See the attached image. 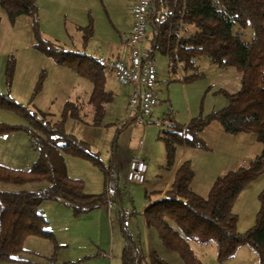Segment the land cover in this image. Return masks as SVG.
Returning a JSON list of instances; mask_svg holds the SVG:
<instances>
[{
	"label": "rangeland",
	"instance_id": "1",
	"mask_svg": "<svg viewBox=\"0 0 264 264\" xmlns=\"http://www.w3.org/2000/svg\"><path fill=\"white\" fill-rule=\"evenodd\" d=\"M133 1L38 0L36 16L21 14L14 18L0 4V93L9 91L12 100L31 109L44 111L52 122L66 118L65 130L87 142L90 151L101 162L95 164L87 157L66 153L67 173L71 177L83 179L87 192H106L112 198L117 197L115 201H108L102 215L98 214L99 207L89 211L92 214L87 212L85 216H76L66 204L44 202L42 209L49 221L48 227L55 234L59 246L55 248L48 238L29 236L24 246L30 250L27 249L21 256L26 261H10L6 264H47L49 257L54 254L53 264H80L79 259L85 255L89 259L82 264H123L124 231L136 246L137 264H144L142 257L150 250L157 251L169 264H186L176 251L164 246L157 229L147 227L144 219L145 204L154 196V190L162 188L154 185V181L170 168L168 158L172 157L175 164L184 155L191 162L194 171L191 188L205 197L218 176L249 165L263 149V144L254 132L229 133L218 120L211 121L199 134L203 145L187 144L182 142L181 137L174 136V131H177L175 124L180 125L186 116L206 117L222 109L228 103L227 93H235L241 88L242 73L239 67H220L207 56H200L196 61V71L200 73L198 76H194L193 70H186L185 76L181 77L179 72L174 73L169 68L165 56L155 55L160 105L154 108L147 126L133 121L118 129V124L127 119L130 111L126 97L122 94H114V98L106 104L102 123L93 124L95 113L90 103L91 93L88 98L84 97L88 89L90 92L93 90L89 88L93 86L92 81L45 54L37 47V39L56 40L67 48L90 55L106 54L109 46L104 38L113 33V28L117 34L114 24L117 26L120 20H124L125 25L129 24ZM47 9L57 16L51 17ZM89 17L93 18L95 32L84 44L82 32L79 33L77 28L83 22L85 24L86 20L88 23ZM244 34L246 38L251 37L250 31L246 30ZM10 62H13V75L9 85L6 69ZM105 73L108 86L119 93L123 87L110 71ZM39 84L41 87L36 91ZM72 105L79 107V118L71 117L70 113L69 116L65 115L66 108L70 111ZM0 122L29 124L21 113L1 105ZM182 137H186L185 130L182 131ZM140 140H143L141 149ZM167 140L175 144L170 156ZM140 153L147 158L148 163L147 181L142 184L126 179L128 168L122 163L132 154ZM113 154H117L119 161H122L120 164ZM38 156L39 151L32 145L26 131L0 133V163L27 170ZM112 156L119 169L120 191L117 194L107 173ZM46 184L27 183L25 186ZM263 188L264 170L242 190L235 201L238 231L244 232L256 223ZM142 248H147V251L144 252ZM193 248L202 264H264V258L248 244L242 245L234 256L223 260L218 257L216 242H193Z\"/></svg>",
	"mask_w": 264,
	"mask_h": 264
},
{
	"label": "trees",
	"instance_id": "2",
	"mask_svg": "<svg viewBox=\"0 0 264 264\" xmlns=\"http://www.w3.org/2000/svg\"><path fill=\"white\" fill-rule=\"evenodd\" d=\"M0 4L11 18L21 14L36 16L38 12V0H0ZM149 23L152 35L146 57L154 61L157 53L165 56L173 72L180 67L183 76L186 70H193L194 76H198L196 61L200 56H207L220 67L236 65L242 73L241 88L227 93L225 107L206 117H192L185 128V139L182 125L175 124L174 136L181 137L187 144L203 145L199 134L211 121L218 120L226 132H254L263 149L249 165L218 176L205 197L191 188L194 171L191 162L185 160L166 192L159 193L157 199L149 198L143 212L145 224L155 227L164 246L176 251L186 264H202L193 242H216L221 260L234 256L244 244L264 258V188L253 226L244 232L238 231V214L234 211L239 194L264 170V0H153ZM34 25L37 26L36 21ZM246 30L250 31V38L245 37ZM82 31L86 44L94 31L92 17ZM37 47L92 81L93 124H101L105 106L113 99V93L105 88L106 71L98 56L42 37H38ZM12 75L13 62H10L6 69L9 85ZM40 87L41 84L36 91ZM0 105L21 113L29 122L27 125L0 122V133L24 130L39 151L38 159L27 170L0 163V263H6L23 260L20 254L27 251L24 244L29 236L48 238L55 248L59 246L48 227L49 221L42 209L44 202L66 204L79 216L117 197L112 198L106 192H87L83 179L67 173L66 153L87 157L95 164L101 162L87 142L65 130L66 118L52 122L44 111L12 100L9 91L0 93ZM67 109L65 115L70 113L71 117L79 118L78 106L72 105L70 111ZM167 142L170 156L175 144ZM113 161L112 156L107 173L117 194L120 191L119 169ZM167 164L170 168L175 165L172 157ZM41 182L47 184L25 186ZM123 234L122 263L137 264L136 246L127 232ZM142 258L144 264H169L155 250ZM54 259L55 254L49 257L47 264H53Z\"/></svg>",
	"mask_w": 264,
	"mask_h": 264
},
{
	"label": "built area",
	"instance_id": "3",
	"mask_svg": "<svg viewBox=\"0 0 264 264\" xmlns=\"http://www.w3.org/2000/svg\"><path fill=\"white\" fill-rule=\"evenodd\" d=\"M153 0H134L130 12L132 25L124 40L129 48L127 59L99 56L98 60L104 70L114 74L118 83L129 87V107L127 119L118 124V129L135 121L139 125L147 126L152 118L155 107L160 103L157 90V68L151 58L146 57L144 41L150 26L149 11ZM143 140L139 146L142 147ZM148 171V164L141 155H134L128 164L126 179L131 182L144 183Z\"/></svg>",
	"mask_w": 264,
	"mask_h": 264
},
{
	"label": "crops",
	"instance_id": "4",
	"mask_svg": "<svg viewBox=\"0 0 264 264\" xmlns=\"http://www.w3.org/2000/svg\"><path fill=\"white\" fill-rule=\"evenodd\" d=\"M50 1H52V2H54L55 0H50ZM132 5V4H131ZM51 6V5H50ZM46 9V8H45ZM44 9V10H45ZM55 9V8H54ZM56 11V10H55ZM47 12L49 13V15L52 17H56L57 15L56 14H54L53 15V13H52V10H50V9H47ZM130 14H131V12H130ZM82 17H84V16H82ZM86 17H87V15H86ZM84 19H85V17H84ZM121 19H122V17H121ZM89 23V22H88ZM87 20H86V23L84 24V22H83V24H81L80 26H78V28H77V30H80L79 31V33L80 32H82V35H83V31H82V29H83V27L84 26H86L87 24ZM131 25H132V16L130 17V22H129V24H127V25H125L124 24V20H120L119 21V23L117 24V26H116V23L114 24V27H115V29H116V31H117V34L114 32V28H113V33L112 34H110V35H106V38H104V42L105 43H107V46H109V48H108V50H107V52H106V54H102V53H100V54H98V55H96V56H107V57H113V58H118V59H123V60H125V59H127L128 58V56H129V48H128V46H127V44H126V42H125V40H124V37H125V35L130 31V29H131ZM93 32H95V29H94V31ZM93 34V33H92ZM151 35H152V30H151V26H149V31H148V33H147V36H146V38H145V41H144V47L146 48V50L149 48V44H150V39H151ZM157 68V67H156ZM178 72H179V74L181 75V77H183V72L181 71V69H180V67H179V69L177 70V74H178ZM111 73V72H110ZM175 73V72H174ZM112 74V77L116 80V78H115V76H114V74L113 73H111ZM158 79H159V75H158V68H157V81H158ZM116 82H118L117 80H116ZM121 86V85H120ZM123 87V86H122ZM90 89H93V86L92 87H89ZM105 88H106V90H108V91H111L112 93H113V98H114V94L117 96V95H119V94H122V95H124L125 97H126V100H127V103H128V105H129V99H128V97H129V93H130V88L129 87H123V88H121L120 90H119V93L118 92H116V90L114 89V88H110L109 86H108V81L106 80V84H105ZM91 92H92V90H91ZM90 90L88 89L85 93V98H88L89 97V95H90ZM159 93V92H158ZM159 105H160V103H159ZM158 105V106H159ZM191 117H192V114H189L188 116H186V118L182 121V123H180L181 125H182V130H185V128H186V126L188 125V123H189V121H190V119H191ZM81 121V120H80ZM84 122V121H83ZM83 124V123H82ZM140 149H141V147H140ZM116 156V159H117V161H118V163L120 164V162H122V161H119V159H118V157H117V154H113V156ZM135 154H132L127 160H124L122 163L123 164H125L126 166H127V168H128V164H129V161H130V159L134 156ZM139 155H141L142 156V154L140 153ZM143 157V156H142ZM145 160H146V162H147V158H145V157H143ZM186 160V157L184 156V155H181L178 159H177V161H176V163H175V165H174V167H171V168H169V169H166V173H164V174H160L159 176H158V178L156 179V181H154V185H160L162 188H159V189H156V190H154L153 192L155 193L154 194V196L152 197L153 199H157L158 198V195H159V193H160V195H163L165 192H166V190L170 187V185H171V182H172V180H173V177H174V174H175V172H176V170L179 168V166L184 162ZM7 163V162H6ZM3 164H4V162H3ZM148 164V163H147ZM7 165V164H6ZM120 168V167H119ZM146 181H147V175H146ZM146 181L144 182V183H146ZM149 181V180H148ZM152 200V199H151ZM149 201V200H148ZM48 202H50V201H48ZM59 203V202H58ZM148 203V202H147ZM59 204H62V203H59ZM107 205V204H106ZM106 205H103V206H101V207H99V215H102L103 214V212H104V209H106L107 207H106ZM146 205V204H145ZM43 206V205H42ZM67 206V205H66ZM87 214H92V212H89V213H87ZM83 216H85V214L83 215ZM93 218H95V217H93ZM29 238V237H28ZM27 238V239H28ZM26 239V240H27ZM146 246H148L147 244H146ZM48 248V247H47ZM26 249H28V250H30V248L27 246L26 247ZM142 250L144 251V252H146L147 251V248H142ZM146 250V251H145ZM25 253V252H24ZM23 254V253H22ZM22 254H20V257L22 256ZM22 258V257H21ZM91 258V257H90ZM89 258H88V255H85L84 256V258H80L79 260L81 261V263L80 264H82L83 262H85V261H87ZM24 261H26L25 260V258H23V260L22 261H18V262H24ZM143 261V260H142ZM73 263V262H72ZM0 264H3V263H0ZM4 264H6V263H4Z\"/></svg>",
	"mask_w": 264,
	"mask_h": 264
}]
</instances>
